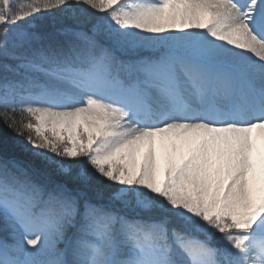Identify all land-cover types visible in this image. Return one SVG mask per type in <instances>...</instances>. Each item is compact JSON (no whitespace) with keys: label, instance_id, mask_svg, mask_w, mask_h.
Here are the masks:
<instances>
[{"label":"snow or ice","instance_id":"snow-or-ice-1","mask_svg":"<svg viewBox=\"0 0 264 264\" xmlns=\"http://www.w3.org/2000/svg\"><path fill=\"white\" fill-rule=\"evenodd\" d=\"M0 122V264H264V0H0Z\"/></svg>","mask_w":264,"mask_h":264},{"label":"trees","instance_id":"trees-1","mask_svg":"<svg viewBox=\"0 0 264 264\" xmlns=\"http://www.w3.org/2000/svg\"><path fill=\"white\" fill-rule=\"evenodd\" d=\"M28 6H31L33 4H36V3H40L41 5H43V3L46 2V0H28ZM19 6H22L20 3L18 4ZM56 6H54L55 8ZM67 14L66 13H60V16L63 17V16H66ZM50 19L54 22L57 17L56 16H52L50 17ZM4 137H7L9 139H11L13 137V133L11 131H9L8 129H6L3 125L2 122H0V139H3Z\"/></svg>","mask_w":264,"mask_h":264},{"label":"rangeland","instance_id":"rangeland-1","mask_svg":"<svg viewBox=\"0 0 264 264\" xmlns=\"http://www.w3.org/2000/svg\"><path fill=\"white\" fill-rule=\"evenodd\" d=\"M28 2H29L28 0H16L17 5L20 3L22 6H28ZM7 236H8L7 232L0 231V238H4Z\"/></svg>","mask_w":264,"mask_h":264}]
</instances>
